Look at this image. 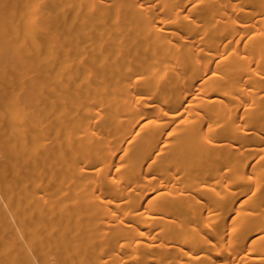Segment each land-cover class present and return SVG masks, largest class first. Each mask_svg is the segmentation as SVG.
<instances>
[{
	"label": "bare ground",
	"instance_id": "bare-ground-1",
	"mask_svg": "<svg viewBox=\"0 0 264 264\" xmlns=\"http://www.w3.org/2000/svg\"><path fill=\"white\" fill-rule=\"evenodd\" d=\"M0 264H264V0H0Z\"/></svg>",
	"mask_w": 264,
	"mask_h": 264
},
{
	"label": "snow or ice",
	"instance_id": "snow-or-ice-1",
	"mask_svg": "<svg viewBox=\"0 0 264 264\" xmlns=\"http://www.w3.org/2000/svg\"><path fill=\"white\" fill-rule=\"evenodd\" d=\"M117 171H119V169H117Z\"/></svg>",
	"mask_w": 264,
	"mask_h": 264
}]
</instances>
